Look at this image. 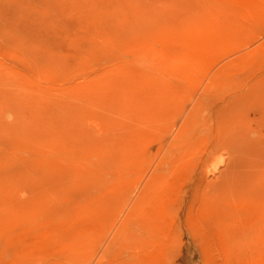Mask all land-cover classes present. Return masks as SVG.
<instances>
[{
	"label": "rangeland",
	"instance_id": "rangeland-1",
	"mask_svg": "<svg viewBox=\"0 0 264 264\" xmlns=\"http://www.w3.org/2000/svg\"><path fill=\"white\" fill-rule=\"evenodd\" d=\"M116 3L0 0V264H259L264 0Z\"/></svg>",
	"mask_w": 264,
	"mask_h": 264
},
{
	"label": "bare ground",
	"instance_id": "bare-ground-1",
	"mask_svg": "<svg viewBox=\"0 0 264 264\" xmlns=\"http://www.w3.org/2000/svg\"><path fill=\"white\" fill-rule=\"evenodd\" d=\"M118 1H119V0H115V3L118 2ZM127 1H128V0H127ZM112 2H113V1H112ZM116 4H117V3H116ZM127 4H128V3H127ZM127 4H126V5H127ZM120 5H121V4H120ZM124 5H125V3H124ZM109 6H110V5H109ZM113 7H116V6H114V4H113ZM118 8H119V4H118ZM114 9H115V8H114ZM123 10H124V8H123ZM125 10H126V7H125ZM116 12H117V11H116ZM105 13H106V12H105ZM108 13H109V12H108ZM118 14H119V12H118ZM119 15H120V14H119ZM122 15H123V14H122ZM122 15H121V16H122ZM148 15H149V14H148ZM176 15H177V14H176ZM185 15H186V14H185ZM258 16H259V15H258ZM122 17H124V16H122ZM149 17H150V16H149ZM166 17H167V15H166ZM177 17H178V15H177ZM179 17H180V16H179ZM145 18H146V17H145ZM109 19H110V18H109ZM184 19H185V16H184ZM110 20H111V19H110ZM121 20H123V19H121ZM121 20H120V21H121ZM143 20H144V19H143ZM147 20H148V19H147ZM147 20H145V21H147ZM150 20H151V19H150ZM214 20H215V19H214ZM154 21H155V20H154ZM115 22H116V20H115ZM175 22H176V21H175ZM175 22H174V23H175ZM189 22H190V21H189ZM145 23H146V22H145ZM150 23H151V21H150ZM174 23H173V24H174ZM177 23H178V22H177ZM198 23H199V22H198ZM167 24H168V23H167ZM169 24H170V23H169ZM206 24H207V23H206ZM180 26H181V25H180ZM212 26H213V25H212ZM174 27H175V26H174ZM173 29H174V28H173ZM181 30H182V28H181ZM181 30H180V32H181ZM209 30H210V29H209ZM212 30H213V29H212ZM215 30H216V29H215ZM224 30H225V29H224ZM197 31H198V30H197ZM206 32H207V31H206ZM213 32H214V31H213ZM200 33H201V32H200ZM148 34H149V33H148ZM212 34H213V33H212ZM215 34H216V33H215ZM183 35H184V34H183ZM215 37H216V36H215ZM204 42H205V41H204ZM199 46H200V45H199ZM121 49H122V48H121ZM151 52H152V51H151ZM24 82H25V81H24ZM24 82H22V83H24ZM25 83H26V82H25ZM28 84H29V83H28ZM20 85H22L21 82H20L19 86H20ZM29 85H30V84H29ZM29 85H28V86H29ZM26 86H27V85H25V88H24V87H23V88L26 89ZM21 88H22V87H21ZM28 89H29V90H28ZM27 90H28L27 92H29V91H30V87H29V88L27 87ZM32 90H33V89H32ZM25 92H26V90H25ZM33 92H34V91H33ZM1 93H2V92H1ZM1 93H0V94H1ZM29 93H32V92H29ZM29 93H28V96L31 95V94H29ZM3 94H4V93H3ZM3 94H1V95H3ZM24 94H25V93H24ZM24 94H23V95H24ZM32 95H33V94H32ZM28 96H27V97H28ZM9 97H10V96H9ZM19 97H21V96H19ZM23 97H24V96H23ZM27 97H26V101L29 100V99L31 98V97H30V98H29V97L27 98ZM4 98H5V97H4ZM6 98H7V96H6ZM6 98H5V99H6ZM16 98H17V97H16ZM19 100H21V98H20ZM30 100H31V99H30ZM37 100H38V101H39V100L41 101L40 98L37 99ZM5 101H6V100H5ZM38 101H37V102H38ZM26 103H27V102H26ZM38 104H39V103H38ZM50 105H51V104H50ZM38 106H39V105H38ZM7 108H8V107H7ZM10 108H11V107H10ZM42 110H43V109H42ZM45 111H46V110H45ZM47 111H48V110H47ZM14 112H15V111H14ZM52 112H53V110H52ZM6 113H7V112H3V114H6ZM43 113H44V112H43ZM53 113H54V112H53ZM3 114H2V115H3ZM47 116H48V115H47ZM33 117H35V116H32V119H34ZM47 120H48V119H47ZM18 122H19V121H18ZM42 122H43V121H42ZM16 123H17V122H16ZM27 123H28V122H27ZM27 123H26V124H27ZM31 123H32V122H31ZM29 124H30V122H29ZM33 124H34V123H33ZM18 125H19V124H18ZM20 125H21V124H20ZM18 127H19V126H18ZM46 127H47V126H46ZM49 127H50V126H49ZM3 128H4V127H3ZM10 132H11V131H10ZM35 134H36V133H35ZM38 134H39V133H38ZM41 139H42V138H41ZM54 141H55V140H54ZM35 155H36V154H35ZM66 156H67V155H66ZM21 160H23V159H21ZM24 161H26V160H24ZM24 161H23V162H24ZM17 162L22 163L21 161H17ZM17 162H16V163H17ZM30 162H32V161H30ZM33 162H34V161H33ZM33 162H32V163H33ZM7 163H8V162H7ZM34 163H35V165L37 164V162H34ZM17 164H18V163H17ZM17 164H16V165H17ZM39 164H40V163H39ZM21 165H22V164H21ZM23 165H24V164H23ZM32 165H33V164H32ZM14 166H15V165H14ZM24 166H25V165H24ZM30 166H31V165H30ZM30 166H29V167H30ZM40 166H41V164L39 165V167H40ZM36 168H38V167H36ZM15 170H16V169H15ZM31 170H32V169H31ZM37 170H38V169H37ZM18 171H19V170H18ZM33 171H34V170L30 171L29 174H31V173L33 174V173L35 172V171H34V172H33ZM11 172H12V171H11ZM11 172H8V173H11ZM25 172H26V171H25ZM27 172H28V170H27ZM38 172H39V171H38ZM24 174H26V173H24ZM29 174H28V175H29ZM16 175H17V173H16ZM16 175H15V176H16ZM17 176H18V175H17ZM17 176H16V177H17ZM21 176H24V175H21ZM33 176L36 177L37 175L35 176V173H34ZM33 176H32V177H33ZM27 177H28V176H27ZM30 177H31V176H30ZM19 178H20V176H19ZM36 179H38V177H37ZM38 180H39V179H38ZM41 216H42V215H41ZM258 225H259V223H258ZM256 227L258 228V226H256ZM259 227H262V226H259ZM262 228H264V227H262ZM260 230H261V229H260ZM262 230H264V229H262ZM260 232H261V231H260ZM261 234H262V233H261ZM261 236H262V235H261ZM37 239H38V238H37ZM76 242H77V241H76ZM261 247H262V246H261ZM262 251H264V249H261V251H260L261 254L264 253V252H262ZM40 253H42V252H40ZM40 253H39V254H40ZM46 254H47V253H46ZM261 254H259V255H261ZM259 257H260V263H259V264H264V254H262V255L259 256ZM258 259H259V258H258ZM149 262H150V261H149ZM254 263H255V262H254Z\"/></svg>",
	"mask_w": 264,
	"mask_h": 264
}]
</instances>
